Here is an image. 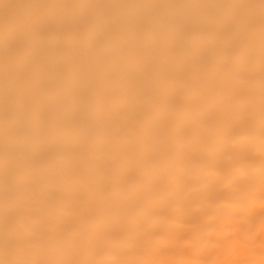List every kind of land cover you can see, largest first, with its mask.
I'll return each instance as SVG.
<instances>
[{
    "label": "bare ground",
    "instance_id": "obj_1",
    "mask_svg": "<svg viewBox=\"0 0 264 264\" xmlns=\"http://www.w3.org/2000/svg\"><path fill=\"white\" fill-rule=\"evenodd\" d=\"M0 264H264V0H0Z\"/></svg>",
    "mask_w": 264,
    "mask_h": 264
}]
</instances>
